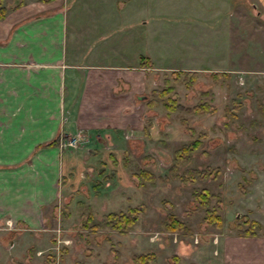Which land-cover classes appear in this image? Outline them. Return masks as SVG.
Segmentation results:
<instances>
[{
  "label": "rangeland",
  "instance_id": "rangeland-1",
  "mask_svg": "<svg viewBox=\"0 0 264 264\" xmlns=\"http://www.w3.org/2000/svg\"><path fill=\"white\" fill-rule=\"evenodd\" d=\"M6 1L5 6L13 8L11 5L19 0ZM93 1L79 0V6L65 1L70 7L63 10L68 27L72 24L77 30L71 51L78 52L79 60L108 53L118 62L134 63L140 54L149 59L148 82L133 107L139 109L137 115L133 110L137 126L131 128L128 141L119 145L123 143L121 148L129 151L128 162L124 163L125 151L101 146L114 143L108 134L117 135L120 129H101L98 140L102 142L97 144L90 165H84L81 155L79 165L76 157H71L68 167L53 178L51 189L58 195L50 204L44 205L42 195L35 191L37 215L48 219L37 217L38 227L30 237L34 244L22 252L21 260L28 261L27 257L35 254L29 263L138 264L133 259L136 253L154 252L152 264H173L174 254L180 257L179 264H220L222 243L217 242L223 235L229 236L228 240H240L237 224L246 227V218L262 222L257 235L264 237V0H135L132 7L123 12L119 7L115 15L111 14L116 23L108 25L92 23L99 13L111 11L105 0ZM106 28L109 32L104 33ZM176 68L196 70L190 87L181 80L184 75L174 79ZM212 70L228 75L213 77ZM164 78L170 80L173 89L169 96L176 102L194 105L207 100L214 112L168 111L160 102L149 106L153 90L164 86ZM79 130L84 142L85 132ZM126 132L121 131L123 139ZM196 138L200 145L173 172L174 150ZM80 143L61 149L76 155L73 152ZM141 167L161 179L138 186L131 173ZM188 168L205 169L208 175L182 182L179 175ZM21 170H25L22 177H40L39 170ZM41 172L44 175L45 171ZM37 184L32 188L41 187ZM200 187L213 194L211 205L223 217L222 228L206 224L202 209L195 208L192 191ZM141 204L136 222L126 231L104 223L90 231L89 224L85 225L89 215L91 222H103L110 211L140 208ZM169 211L184 220L191 231L164 230L161 220ZM5 226L7 231L26 227L10 218ZM5 235V241L12 239ZM228 243L237 245L236 241ZM260 251L264 257V247ZM249 252L245 249L239 254L248 258ZM225 257L224 264H235L238 256L231 252Z\"/></svg>",
  "mask_w": 264,
  "mask_h": 264
},
{
  "label": "crops",
  "instance_id": "crops-1",
  "mask_svg": "<svg viewBox=\"0 0 264 264\" xmlns=\"http://www.w3.org/2000/svg\"><path fill=\"white\" fill-rule=\"evenodd\" d=\"M65 1L68 0H19L11 5L13 8L2 1L6 11L0 17V264H31L30 260L36 258L34 254L27 257L28 261L21 260L22 252L34 244L31 232L38 227L36 192L42 195L44 205L50 204L58 195L56 189L54 195L51 189L53 178L68 167L71 157H76L78 165L80 157L84 165H90L93 152L98 151L97 144L102 142L98 140L101 129H120L117 135L108 134L109 138L114 137V143L101 146L125 151V146H121L132 135L131 128L137 126L133 113L137 115L139 109L133 108L135 98L148 82L149 63L140 61L143 54L134 63L118 62L110 53L80 61L78 52L71 51L77 30L72 24L68 27L63 10L70 7ZM133 1L105 0L111 11L99 13L97 19L91 16L92 23L115 24L110 15H115L119 7L121 12L132 7ZM72 2L79 6V0ZM126 35L127 30L124 40ZM90 55L91 51L87 56ZM139 123L140 129L141 119ZM79 129L87 138L73 152L76 155L69 154L70 149H61L59 138ZM123 129L127 130L124 139ZM94 131L97 136L91 135ZM23 167L39 170L40 177H22ZM41 171H45L44 175ZM34 182L41 187L32 188ZM39 217L48 219L44 214ZM9 218L26 227L7 231L5 221ZM6 233L12 238L8 242L4 240ZM223 236L217 242L222 243L220 264L231 252L238 256L235 264H264L260 251L264 237L241 235L240 240H228L229 236ZM229 241H236L237 245L231 246ZM245 249L252 251L248 258L240 256ZM219 250L220 247L217 253Z\"/></svg>",
  "mask_w": 264,
  "mask_h": 264
},
{
  "label": "trees",
  "instance_id": "trees-1",
  "mask_svg": "<svg viewBox=\"0 0 264 264\" xmlns=\"http://www.w3.org/2000/svg\"><path fill=\"white\" fill-rule=\"evenodd\" d=\"M3 0H0V17H2L5 13V7L2 4ZM145 60V62L149 63V59L147 57H140V61ZM196 70H188V69H174V79H181V75L184 77L185 86L190 87L193 84L195 79ZM211 76L217 77L221 75H228V72L223 70L211 71ZM188 78V79H187ZM190 78V79H189ZM164 86L161 89L153 90V96L148 100L149 106H155V104H164L165 108L168 111L173 110H185L194 113H206V112H214L215 108L212 104L207 100H203L202 102L196 103L194 105H186L179 102L169 96L170 91L173 89L172 84H170V80L168 78L163 79ZM167 98V100H165ZM169 100V102H168ZM264 112V111H263ZM148 133V130H145ZM200 145V140L198 138L193 139L189 142L182 143L178 148L174 150L173 153V164L171 166V170L174 172L178 165L181 163H185L191 157V153ZM129 151H125V156L123 157L124 163L128 162ZM132 176L135 179V182L138 186L144 185L146 182L151 184L155 183L157 178L161 179V177H156L153 172L145 168H139L137 171H133ZM208 175V172L205 169L198 168H188L184 170L183 173L179 175V178L182 182L190 181L193 182L197 177H205ZM212 193L206 187L194 188L192 191V197L196 201L195 208L202 209L203 211V221L212 225L216 228H222L223 225V217L219 213L218 209L211 205ZM142 205V204H141ZM143 208V205L140 206H129L126 211H110L104 215L103 222L92 221V216L89 215L87 217L85 225L89 227L90 231H95L102 226V223L108 225L110 228L118 230V231H126L130 228L137 220L139 212ZM246 224V227L242 226V223L237 224L238 234L254 236L257 235V231L262 228V223L255 218H246L243 220ZM161 225L164 230L168 232H190L191 228L188 224L182 220L178 215L174 212L169 211L165 218L161 220ZM114 250V249H113ZM115 256H117L118 252L114 250ZM173 264H179L180 257L176 254L171 256ZM133 259L138 264H152V261L156 259V254L154 252H139L133 256Z\"/></svg>",
  "mask_w": 264,
  "mask_h": 264
},
{
  "label": "built area",
  "instance_id": "built-area-1",
  "mask_svg": "<svg viewBox=\"0 0 264 264\" xmlns=\"http://www.w3.org/2000/svg\"><path fill=\"white\" fill-rule=\"evenodd\" d=\"M80 140H81V137H80V130H79L73 135L62 136L60 138V146L61 147L77 146Z\"/></svg>",
  "mask_w": 264,
  "mask_h": 264
},
{
  "label": "water",
  "instance_id": "water-1",
  "mask_svg": "<svg viewBox=\"0 0 264 264\" xmlns=\"http://www.w3.org/2000/svg\"><path fill=\"white\" fill-rule=\"evenodd\" d=\"M143 97V96H142Z\"/></svg>",
  "mask_w": 264,
  "mask_h": 264
}]
</instances>
